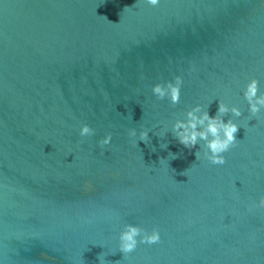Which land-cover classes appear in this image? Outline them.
<instances>
[{
    "label": "water",
    "instance_id": "water-1",
    "mask_svg": "<svg viewBox=\"0 0 264 264\" xmlns=\"http://www.w3.org/2000/svg\"><path fill=\"white\" fill-rule=\"evenodd\" d=\"M176 77L178 104L152 95ZM252 79L264 93V0H0V264H99L124 224L160 243L107 264H264ZM219 100L243 113L223 165L156 135Z\"/></svg>",
    "mask_w": 264,
    "mask_h": 264
},
{
    "label": "clouds",
    "instance_id": "clouds-1",
    "mask_svg": "<svg viewBox=\"0 0 264 264\" xmlns=\"http://www.w3.org/2000/svg\"><path fill=\"white\" fill-rule=\"evenodd\" d=\"M152 5L157 0H148ZM105 19V18H104ZM183 80L176 77L174 81L164 84H156L152 86V95L159 100H167L170 105H176L180 102L181 88ZM243 100L247 104V112L249 113V122L252 118H264V93L259 91L258 81L252 79L247 82L242 92ZM212 100L209 101L210 105ZM207 106L197 104L183 114L182 118L175 119L171 123L170 129L156 134L163 137L166 133L171 132L174 138L184 148L193 149L199 145V151L195 153L196 160H206L214 165H223L225 163L224 153L229 151L238 142L236 133L241 128L234 119H239L243 113L240 107L229 105L219 100L218 110L214 117L208 114ZM230 114L231 118L224 120L226 115ZM150 130L141 129L139 132L135 128L128 131V136L136 138L135 146L139 141L149 144ZM95 134V130L87 124L79 127L78 135L81 138L91 137ZM112 141V135L107 134L98 141L99 146H108ZM167 145H164V148ZM155 151V149H153ZM171 159H176V155L169 153ZM165 161V160H161ZM256 207L264 209V190H261L256 203ZM117 247L113 253H100L97 256L99 264H107L105 256L120 252L125 260L131 253L135 252L138 245H157L160 243L161 237L158 229L153 228L151 232L132 224H124L117 236ZM101 246V245H100ZM116 264H121L117 261Z\"/></svg>",
    "mask_w": 264,
    "mask_h": 264
}]
</instances>
